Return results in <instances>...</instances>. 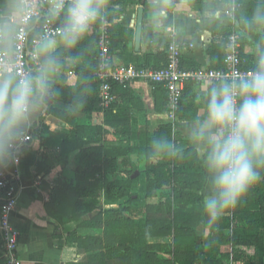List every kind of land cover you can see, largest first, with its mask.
Here are the masks:
<instances>
[{
	"label": "trees",
	"instance_id": "obj_1",
	"mask_svg": "<svg viewBox=\"0 0 264 264\" xmlns=\"http://www.w3.org/2000/svg\"><path fill=\"white\" fill-rule=\"evenodd\" d=\"M227 3L232 13L233 27L224 26L218 18H201L203 30L212 36L208 51L212 59L209 69L224 67L227 40L234 34L236 27L246 33L264 27L257 26L249 31L241 20V17H250L257 7L264 8V0H227ZM103 4V19L97 21L92 27L93 32L83 38L94 49L84 55L80 65L72 70L78 85L74 88H53L56 100L76 107L85 119L76 118L67 111H54L56 117L71 127L69 135L49 132L41 122L42 117L35 129L41 135H46L40 140L42 154L37 167L41 173L47 175L55 166L68 164L69 151L64 150L66 145L72 143L77 150L74 169L68 176H62L59 182H55L48 196V215L58 226L75 222L78 229L92 231L90 235H79L73 231L66 237L68 243L75 244L86 253L85 264H256V252L259 249L264 251V180L253 187L241 203L221 220L216 233L210 236L206 231L197 244L200 191L204 187L201 161L193 152L184 150V139L174 134L169 127L153 133L149 131V123L142 121L143 105L129 86L110 82L111 95L117 101H112L107 109L100 107V82L95 74L98 63L95 28L103 22H113L127 6H143L144 0H103ZM187 5L200 15L216 12L215 0H187ZM115 32L120 36L118 41H113ZM110 34L112 56L118 51L123 65L128 66L135 61L138 68L145 67L142 58L127 52L131 30L112 24ZM238 43L242 69L252 70L255 66H251L243 53L245 38L238 37ZM70 51H58L55 55L62 62L64 58L71 57ZM31 66V72H35L33 63ZM181 66L183 70L200 68L184 59H181ZM61 71L66 72L68 69L63 66ZM183 95L184 91L178 114L182 109ZM98 111H103V126L91 123L92 113ZM50 113L49 109L45 112L46 115ZM111 131L123 145L125 156L121 164L124 167L131 165L129 157L145 160L140 180L119 179L108 186L95 181L97 177L104 176L110 166L115 169V151L105 145ZM154 139L167 140L179 150V155L152 156L150 147ZM1 169L8 173L9 178L13 177L10 165ZM12 183L17 182L12 180ZM131 185H139L141 194L131 197ZM120 188H125V193L117 196L113 190ZM124 197H130L128 204L133 206L129 215L106 209L100 210L101 218L96 215L91 220L81 219L85 215L95 214L101 204L115 205ZM5 201L1 194L0 210ZM158 237H171L172 244L148 243L150 238ZM224 247L229 250L223 251ZM199 254L201 260H198Z\"/></svg>",
	"mask_w": 264,
	"mask_h": 264
},
{
	"label": "crops",
	"instance_id": "obj_2",
	"mask_svg": "<svg viewBox=\"0 0 264 264\" xmlns=\"http://www.w3.org/2000/svg\"><path fill=\"white\" fill-rule=\"evenodd\" d=\"M215 4L216 12L200 15L187 5V0H144L143 6L139 4L127 6L113 22L107 23L110 27L112 24H119L131 30L132 37L126 45L127 52L133 56L142 58L145 67L158 68L163 66L165 64L167 47L170 44H176L181 50L182 59L190 64L200 66V68H208L211 67L212 62V59L208 56L212 36L209 32L203 30L201 18H217L216 14L219 12L221 15L218 19L224 26L228 28L233 27L227 0H215ZM17 5H19L17 0H0V23H3L5 20H10L14 23V30L10 37L11 40H13L19 24L15 23L13 18V12L20 10L17 8ZM160 7L166 10V14L163 16L157 15V10ZM139 8L143 10L142 33L139 49L135 50L134 36ZM93 30L91 28L88 34H91ZM234 34L237 37L245 38L246 43L243 47V53L248 57L251 66H255L259 55L261 52H264V27L254 29L251 33H246L236 27ZM119 39L118 33H113V41H118ZM0 48L6 50V42L3 38L0 41ZM93 49L84 39L75 48L68 49L71 50V57L74 59L71 61L67 58L63 59V65L68 71L64 72L60 70L57 73L53 88L76 87L78 80L72 70L79 66L82 57ZM65 50L67 49L61 45L57 48L56 52ZM224 52H227V49ZM112 57L115 65H123L118 51ZM136 63L134 61V63L128 64V66L138 67ZM34 65L37 70V59H35ZM202 84L204 83L189 84L184 88L182 109L179 114L175 115L174 119L169 118L167 114V94L163 87L150 85L142 81H136L129 87L143 105L142 121L149 123V131L153 133L158 129L169 127L174 134L184 139V150L194 153L193 144L189 139L188 132L190 125L195 119L203 115L204 104L202 101H198V96L201 95ZM113 101H117V99L113 98ZM115 107L117 108V106ZM48 109L51 110V113L46 115L45 112ZM54 111H67L72 113L76 118L85 119V116L79 113L76 107L58 101L52 95L48 100L46 109L35 116L31 127L26 131V133L32 136L33 141L23 148L18 164L16 166L10 164L14 172V179H12L13 177L10 179L17 182L16 184L13 183L16 187L17 198L16 206L9 215L8 221L19 234L17 248L19 264H85L86 253L78 249L75 244L68 243L66 237L73 231H76L79 235L93 234L90 230L78 229V225L75 222L58 226L46 210L48 196L55 186L54 180L63 166H55L47 175L40 172L37 167L42 154L40 140L46 135H41L35 129L39 118L42 117L41 122L48 128L49 132H61L69 135L71 131L70 126L53 114ZM139 122H141V119ZM91 123L103 126V111L93 112ZM70 145L73 146L69 150L68 169L73 170L74 156L77 150H75L74 144L70 143ZM194 155L200 160L195 153ZM1 194L0 190V197ZM95 216V214H88L81 219L91 220ZM205 233L206 230L199 233L196 228L197 244L200 243V239ZM1 243L2 235L0 233V252ZM148 243L151 245H171L172 238H150ZM227 250H229L227 247L223 248V251ZM263 253L262 249L256 252V264H262ZM201 259L202 256L199 254L198 260ZM2 263L0 258V264Z\"/></svg>",
	"mask_w": 264,
	"mask_h": 264
},
{
	"label": "clouds",
	"instance_id": "obj_3",
	"mask_svg": "<svg viewBox=\"0 0 264 264\" xmlns=\"http://www.w3.org/2000/svg\"><path fill=\"white\" fill-rule=\"evenodd\" d=\"M17 8L20 10L13 12L15 23H19L23 12L19 5ZM57 9L63 11L62 26L57 30L59 39L49 34L36 42L37 70L23 77L15 70L0 74V167L18 162L26 131L53 95L57 73L64 66L55 55L57 48H75L104 17L103 0H70L66 8L60 0L51 9L53 15ZM165 14L163 7L158 8V16ZM216 15L220 18L221 14ZM241 20L249 31L264 25V8L257 7L250 17ZM13 30L12 21L0 23V38L5 40L6 50L12 48ZM198 101L204 104L203 115L195 119L188 132L204 172L196 228L211 236L218 231L221 220L264 180V52L249 73L206 81ZM150 151L152 156L179 155V150L160 139L152 140Z\"/></svg>",
	"mask_w": 264,
	"mask_h": 264
},
{
	"label": "built area",
	"instance_id": "obj_4",
	"mask_svg": "<svg viewBox=\"0 0 264 264\" xmlns=\"http://www.w3.org/2000/svg\"><path fill=\"white\" fill-rule=\"evenodd\" d=\"M17 1L23 12L19 17V24L13 36L11 50L0 48V74L15 70L18 76L23 77L25 73L32 71L31 64L34 65L36 59L34 54L36 42L45 35H57V30L62 26L63 11L57 9L55 15L51 12L53 6L60 3V0ZM62 2L63 7L66 8L70 0H62ZM95 32L96 50L98 52L95 74L100 82L99 98L100 107L103 109L109 108L113 101L110 82L130 86L136 81H142L165 89L167 114L169 118L174 119L187 84H201L206 81L218 82L221 78L233 79L251 71L242 69L243 61L240 58V45L235 34H232L227 40V52L222 69L183 70L181 66L182 53L176 44H170L167 47L165 64L161 67L138 68L115 65L110 53V25L103 22L101 26L96 28ZM57 38H59L58 35ZM1 40L2 38H0ZM32 141V136L25 133L24 143L18 153V162L23 148ZM18 162L13 165L16 166ZM12 179L8 177L6 171L0 170V190L6 199L0 210V233L2 235L0 258L2 264H19L17 255L19 234L8 221L9 215L16 206L17 198L16 187L11 182Z\"/></svg>",
	"mask_w": 264,
	"mask_h": 264
},
{
	"label": "rangeland",
	"instance_id": "obj_5",
	"mask_svg": "<svg viewBox=\"0 0 264 264\" xmlns=\"http://www.w3.org/2000/svg\"><path fill=\"white\" fill-rule=\"evenodd\" d=\"M110 133H111L110 135H107V139H106L107 143L105 145L107 148L115 151L114 155H116L117 157L114 162L115 169L112 166H110L106 171V173L104 174V176L97 177L95 181L97 182L100 181L101 183H104L106 184V186H108L111 182L119 179L129 178L131 180L133 179L140 180L142 178L141 171H143L144 169L145 160L138 157H129L131 161V165L129 167H124L121 164V161L125 156L123 152L124 150L123 145L120 144L118 138L112 134V131ZM72 146L73 145L68 144L66 145L64 150L69 151L71 150ZM71 171L72 169L71 170L68 169V164L66 166H63L61 171L57 174L54 182H59L62 176L65 175L68 176ZM113 192H115L117 196L124 195L125 188L114 189ZM129 193L131 197L141 194L139 190V185H135V186L131 185L129 187ZM129 199L130 197L121 198L119 202L115 205L102 206L103 204H101L100 207H98L97 211L95 212V215H97L98 218H101L102 215L99 213L100 210H106V209H115L124 215H129V212L133 209V206L131 204L130 205L128 204ZM101 202L102 203L104 202L102 198H101Z\"/></svg>",
	"mask_w": 264,
	"mask_h": 264
},
{
	"label": "water",
	"instance_id": "obj_6",
	"mask_svg": "<svg viewBox=\"0 0 264 264\" xmlns=\"http://www.w3.org/2000/svg\"><path fill=\"white\" fill-rule=\"evenodd\" d=\"M142 20H143V10L139 8L137 13V21H136L135 36H134L135 50H138L140 45L141 33H142Z\"/></svg>",
	"mask_w": 264,
	"mask_h": 264
}]
</instances>
